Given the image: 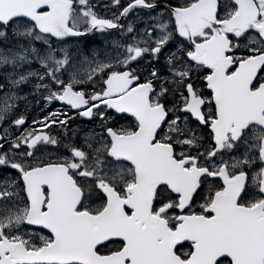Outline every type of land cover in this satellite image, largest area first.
Segmentation results:
<instances>
[{
  "label": "snow or ice",
  "instance_id": "1",
  "mask_svg": "<svg viewBox=\"0 0 264 264\" xmlns=\"http://www.w3.org/2000/svg\"><path fill=\"white\" fill-rule=\"evenodd\" d=\"M0 264H264V0H0Z\"/></svg>",
  "mask_w": 264,
  "mask_h": 264
},
{
  "label": "rangeland",
  "instance_id": "2",
  "mask_svg": "<svg viewBox=\"0 0 264 264\" xmlns=\"http://www.w3.org/2000/svg\"><path fill=\"white\" fill-rule=\"evenodd\" d=\"M59 105H55V107H58Z\"/></svg>",
  "mask_w": 264,
  "mask_h": 264
},
{
  "label": "flooded vegetation",
  "instance_id": "3",
  "mask_svg": "<svg viewBox=\"0 0 264 264\" xmlns=\"http://www.w3.org/2000/svg\"><path fill=\"white\" fill-rule=\"evenodd\" d=\"M53 107H55V105Z\"/></svg>",
  "mask_w": 264,
  "mask_h": 264
}]
</instances>
